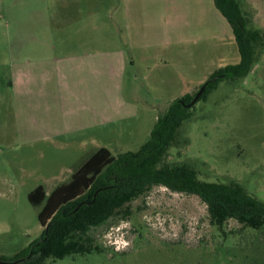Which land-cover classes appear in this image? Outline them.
<instances>
[{
  "label": "rangeland",
  "instance_id": "obj_1",
  "mask_svg": "<svg viewBox=\"0 0 264 264\" xmlns=\"http://www.w3.org/2000/svg\"><path fill=\"white\" fill-rule=\"evenodd\" d=\"M173 1L153 0L154 7L158 4L155 12L166 11ZM260 26L264 28V18ZM230 49L228 60V52L225 61L207 55L201 61L207 68H186V91L194 84L192 94L197 92L210 70L238 64L237 46L231 44ZM258 55L248 76L221 82L191 109V119L179 129L162 166H189L202 182L237 183L264 203V47ZM203 75L204 83L196 85V78ZM138 86L140 90L147 86L142 76ZM144 99L135 116H126L113 105V97L106 98L104 118L114 120L83 132L71 130L79 121L71 122V108L58 104L55 133H49L36 123L31 109L17 108L10 94L0 97V257H14L45 230L39 221L41 208L29 202L31 192L44 186L50 194L68 183L101 148L117 156L138 152L150 140L158 119L174 100ZM51 134L56 136L43 139ZM89 235L92 239L80 244L89 252L45 264H264V226L247 228L229 220L218 227L197 196L159 186L125 205Z\"/></svg>",
  "mask_w": 264,
  "mask_h": 264
},
{
  "label": "crops",
  "instance_id": "obj_2",
  "mask_svg": "<svg viewBox=\"0 0 264 264\" xmlns=\"http://www.w3.org/2000/svg\"><path fill=\"white\" fill-rule=\"evenodd\" d=\"M237 1L262 31L264 0ZM168 8L155 12L153 0H0V97L10 94L43 131L55 133L58 104L79 121L71 130L83 132L114 120L104 118L106 98L135 116L144 96L175 101L192 94L186 68H207V55L225 61L228 52V60L237 43L214 0H175ZM141 76L147 86L140 90Z\"/></svg>",
  "mask_w": 264,
  "mask_h": 264
},
{
  "label": "trees",
  "instance_id": "obj_3",
  "mask_svg": "<svg viewBox=\"0 0 264 264\" xmlns=\"http://www.w3.org/2000/svg\"><path fill=\"white\" fill-rule=\"evenodd\" d=\"M214 4L232 28L240 62L211 75L198 102L205 101L221 82H235L248 76L264 47V32L251 26V19L241 10L237 0H214ZM199 90L172 102L167 113L158 119L150 140L138 152L114 156L108 149L101 148L68 183L58 186L50 194L44 186L31 192L29 202L41 208L39 221L47 228L27 249L10 259L0 257V262L45 264L50 259L63 260L89 252L80 244L92 239L89 232L93 228L104 225L125 205L158 186L197 196L207 206L213 225L223 227L229 220H235L243 227L261 229L264 203L241 185L202 182L189 166H162L169 148L177 140L179 129L192 117L190 111L198 102L187 106Z\"/></svg>",
  "mask_w": 264,
  "mask_h": 264
},
{
  "label": "water",
  "instance_id": "obj_4",
  "mask_svg": "<svg viewBox=\"0 0 264 264\" xmlns=\"http://www.w3.org/2000/svg\"><path fill=\"white\" fill-rule=\"evenodd\" d=\"M214 80H216V79H214ZM214 80H213V81H214ZM206 86H207V83L204 84V85L201 87V89L199 90V92H198L197 95L195 96V98H194V100L192 101V103L189 104L187 107H191V106L195 105V104L199 101V99L201 98V96L203 95V93H204V91H205V89H206ZM46 228H47V227H46ZM0 264H3V262H0Z\"/></svg>",
  "mask_w": 264,
  "mask_h": 264
},
{
  "label": "built area",
  "instance_id": "obj_5",
  "mask_svg": "<svg viewBox=\"0 0 264 264\" xmlns=\"http://www.w3.org/2000/svg\"><path fill=\"white\" fill-rule=\"evenodd\" d=\"M120 248L119 247H117V250H119Z\"/></svg>",
  "mask_w": 264,
  "mask_h": 264
},
{
  "label": "flooded vegetation",
  "instance_id": "obj_6",
  "mask_svg": "<svg viewBox=\"0 0 264 264\" xmlns=\"http://www.w3.org/2000/svg\"><path fill=\"white\" fill-rule=\"evenodd\" d=\"M46 228V227H45Z\"/></svg>",
  "mask_w": 264,
  "mask_h": 264
}]
</instances>
